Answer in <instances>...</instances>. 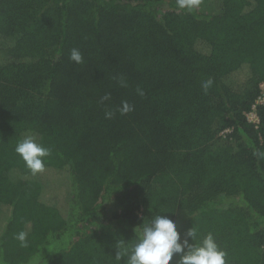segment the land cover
<instances>
[{
	"label": "trees",
	"instance_id": "1",
	"mask_svg": "<svg viewBox=\"0 0 264 264\" xmlns=\"http://www.w3.org/2000/svg\"><path fill=\"white\" fill-rule=\"evenodd\" d=\"M261 96L264 0H0V264H127L159 214L264 264ZM26 136L65 205L15 152Z\"/></svg>",
	"mask_w": 264,
	"mask_h": 264
},
{
	"label": "clouds",
	"instance_id": "2",
	"mask_svg": "<svg viewBox=\"0 0 264 264\" xmlns=\"http://www.w3.org/2000/svg\"><path fill=\"white\" fill-rule=\"evenodd\" d=\"M199 2L200 0H178V6L191 10L198 6ZM69 58L77 64L83 61L78 49H72ZM121 84H123L122 80ZM211 84L212 81L209 79L202 87L207 90ZM107 98L106 95L104 99ZM131 110V106L123 102L122 112L127 113ZM15 152L33 175L45 170L43 158L50 154L49 149L38 143L32 136H26L19 141ZM26 235L21 232L17 236L22 246H26ZM186 236L192 241L196 237L195 230L192 227L189 228ZM174 255L179 257L177 264H226V253L218 247L212 234H207L198 245H193L189 243V239L181 238L173 220L161 214L143 225L137 242L131 248L125 249L123 253L117 252L116 259L121 260L122 257H126L127 264H170Z\"/></svg>",
	"mask_w": 264,
	"mask_h": 264
},
{
	"label": "rangeland",
	"instance_id": "3",
	"mask_svg": "<svg viewBox=\"0 0 264 264\" xmlns=\"http://www.w3.org/2000/svg\"><path fill=\"white\" fill-rule=\"evenodd\" d=\"M251 118L253 119V116L250 114L249 119ZM35 177L40 179L41 182L45 183L46 185H49V187L52 189V194L49 193L48 196L50 203H61V205L66 204L67 198L69 196V190L68 180L65 174L45 169L43 172L36 174Z\"/></svg>",
	"mask_w": 264,
	"mask_h": 264
},
{
	"label": "built area",
	"instance_id": "4",
	"mask_svg": "<svg viewBox=\"0 0 264 264\" xmlns=\"http://www.w3.org/2000/svg\"><path fill=\"white\" fill-rule=\"evenodd\" d=\"M264 101V96H261L257 99L256 103H260V102H263ZM252 115L253 116V119L251 118L250 120H252L254 123H257V117H256V114H255V106L252 107L251 111L249 112L248 116L249 115Z\"/></svg>",
	"mask_w": 264,
	"mask_h": 264
}]
</instances>
